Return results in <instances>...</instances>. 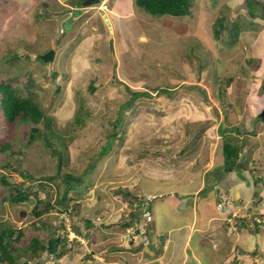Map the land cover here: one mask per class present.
Here are the masks:
<instances>
[{
	"label": "rangeland",
	"instance_id": "374dc122",
	"mask_svg": "<svg viewBox=\"0 0 264 264\" xmlns=\"http://www.w3.org/2000/svg\"><path fill=\"white\" fill-rule=\"evenodd\" d=\"M83 1L0 0V79L10 78L14 90L28 92L50 118L49 128L42 119L36 123L40 134L28 143L32 123L20 121L9 127L0 119V141L8 137L10 144L0 151V226L23 230L20 239L12 241L15 264H146L144 223L134 220L139 230L133 226L128 232L123 219L137 213L144 218L135 206L147 194L156 193L153 203L173 195L196 205L210 203L208 195L215 189L209 190L205 179L222 164L223 134L243 148L238 167L248 177L264 173V121L257 118L264 105V18L247 14V10L261 14L256 2L264 4V0H193L190 15L158 17L135 0H99L106 3L103 10L99 9L103 4L96 2L93 8L78 11ZM221 16L243 27L253 21L256 28L245 27L229 44L225 30L213 37ZM50 48L53 58L40 59ZM164 86L171 88L169 96L157 91ZM137 90L149 95H137L127 105L131 91ZM118 111L123 120L116 128ZM43 135L65 149L62 172L81 175L83 185L87 184L80 197L67 193L68 206L79 204L69 214L59 210L63 204L55 203L65 183L59 176L45 177L57 170V157ZM108 141L109 150L98 155ZM17 156L36 180L30 182L29 199L13 203L4 198L9 190L1 178L22 180L13 170ZM240 175L241 170L229 174L237 182L232 184L235 200L221 192L218 209L215 205L213 210V202L202 206L204 216L198 219L205 225V235L215 234L217 241L227 231L222 229L223 219L211 215L225 212L232 222L234 216L241 223L248 208L262 206L254 204L257 197L236 178ZM218 187L221 191L224 184ZM254 191L261 189L254 184ZM36 197L52 204L39 218L30 213ZM245 215L249 222L251 214ZM162 223L178 224L167 217ZM52 231L65 235L68 249L58 258L40 250L37 258L32 257L30 239L46 240ZM130 233L135 234L128 244ZM207 236H194L201 264H214L222 257L227 264L224 253L234 243L225 240L222 250L213 252L210 248L216 246ZM158 237L153 233L154 242L159 243ZM171 246L148 264H168ZM260 247L261 243L257 250L264 251ZM244 252L238 243L232 260H240L236 254ZM263 256L256 255L255 264L264 261Z\"/></svg>",
	"mask_w": 264,
	"mask_h": 264
},
{
	"label": "trees",
	"instance_id": "16d2710c",
	"mask_svg": "<svg viewBox=\"0 0 264 264\" xmlns=\"http://www.w3.org/2000/svg\"><path fill=\"white\" fill-rule=\"evenodd\" d=\"M192 1L193 0H135V3L137 6L143 8L149 14L156 15L158 17L159 15H172V16H182L188 14L190 15V6L192 5ZM256 3L259 5V2ZM81 4L83 6V2ZM247 14L249 15V17L256 16L252 14L250 10H247ZM225 21H227L226 16H221L216 19V22L214 24L213 37L214 38L219 37V34H221L223 30H225L228 39L227 43L229 44H233L235 39L238 37V33L241 30L246 29L245 27H252L251 29L256 28V24L253 21H250L252 25L246 24L244 27L240 25L239 21L236 20H232L231 22L230 20H228V23ZM53 75H55V73H53ZM28 79L29 78H27V82ZM90 86H91L90 89H92L93 88L92 85ZM157 91H159V93H162L165 96H169L171 92V88L166 86L159 87ZM28 94H29L28 92L23 91L20 93L14 90L10 78L0 79V109H1L0 119L3 122H5L6 125H8L9 127L12 126V124L18 123L20 121L23 123H32L33 126L30 128V133L28 134L27 143L34 141L36 137L39 136L40 130L37 127L36 123H38L41 119L43 120L47 128H49L50 126L49 116H47V114L42 112L39 105L36 102L32 101ZM137 95H149V93L147 91H138V90L131 91L130 98L127 101V105H129V103H131L130 101L133 100V98L137 97ZM77 116L78 115H76V117ZM122 120H123V114L121 111H118V116L116 117V121L114 122L113 125L116 128H118ZM112 134L115 135L116 131H113ZM223 136H224V143L222 145L223 162L222 164L217 166L214 171L218 179H220V177H222L227 172L241 169V167H238L240 165H238V161H237V159L241 157V152H242L241 145H237L234 142H232L227 135L223 134ZM43 137L45 138L46 143L51 147L50 151L57 157V170L55 171L53 176L47 175L45 177L52 179V177L59 176L65 183L64 192L62 195L60 194L61 196L56 197L55 203L63 204L64 207L59 208V210L61 209L69 214L71 213V211L73 212L76 211L79 204L73 203L71 207L68 206L67 193L69 191L76 192V196L80 197L82 194L81 190L84 187H86L87 184L83 185V180L81 175H74L67 171L62 172L61 166H63L67 160L64 156L65 149H59L55 145V142L53 141L52 138L50 137L47 138L44 135ZM109 147H110V142L108 141L107 143H105V146H103L100 149V151H98V155H102L106 153V151L109 150ZM8 148H10V144L8 137H6L0 141V151H5ZM13 154L14 152L12 153V155ZM14 162H15V167H13V170L20 175L22 180L18 181L17 183H13L8 181L5 177H2L1 183L4 185V187H8L9 190V195L4 198L8 199L10 202L16 203V202H23L29 199L31 192L33 191L32 190L33 183L30 182L36 180L35 179L36 176H33L31 173L27 171V169L21 167L23 158L17 156L14 158ZM243 178H245L247 182L249 181L248 177L243 176ZM252 178L254 179L253 184H259L264 182V178L257 175L256 173L252 176ZM205 182L207 187V179H205ZM45 183L46 182H38L37 185L44 186ZM117 191L119 193L123 192L121 189H118ZM253 194L255 196H258V202L262 201L261 200L262 195H257V193L255 192ZM71 198L72 197H70L69 200ZM256 203L257 202H254V204ZM51 205L52 204L50 203L49 200L47 199L43 200L41 198L36 197V200L30 210L31 211L30 213L33 214L36 218H39L42 216V213L48 211ZM135 208L137 212L138 210L139 211L141 210L140 199L139 201H137ZM148 209L151 210V212H153L152 205H148ZM140 214L137 213L132 215L131 218L123 219L122 224L125 227L134 226L136 231H138L139 227L136 226L135 222L138 221L140 223L141 222L144 223L143 235L147 240L146 245H148L149 248L154 249L155 246H154L153 233L155 232V222L153 219L148 221L144 220L143 218L140 217ZM257 214L258 215H256V217L261 218V222L256 221L255 215L251 218L252 219L251 223L254 226L253 232H258V230L261 229V224L263 223L262 218H264V212L258 210ZM239 220H241V222L244 224L248 223V219L246 217H241ZM87 221L88 223H90L89 219H87ZM72 228L76 232V234L80 233L79 229L76 226H73ZM22 235H23V230L19 227H14L9 224L0 226V263L15 264L16 259L15 256H13L12 251L16 249V246L12 244V241H18ZM85 236L88 237V235ZM162 237L163 236L161 235L159 236L161 240ZM66 240L67 238L65 237V235H60L52 231L49 232L46 240H41L38 236L32 237L28 243V247L31 250V256L34 258H37L39 256L38 254L39 250L45 252L47 256L58 258L68 249L66 246ZM87 256L90 257L91 255L88 254Z\"/></svg>",
	"mask_w": 264,
	"mask_h": 264
},
{
	"label": "crops",
	"instance_id": "0c3cea01",
	"mask_svg": "<svg viewBox=\"0 0 264 264\" xmlns=\"http://www.w3.org/2000/svg\"><path fill=\"white\" fill-rule=\"evenodd\" d=\"M64 1H68V0H64ZM230 173L231 172L227 173V175L224 174L222 177H220V179H218L216 177V175H215L214 180L213 179L212 180L207 179V184L212 185L211 186L212 188L209 186V190L214 191L213 189H215L213 195L212 194L208 195V198H210V203L208 201H207V203L205 201H203L204 203L196 205L193 203L194 200L191 201L188 198H187V200H184L185 198H178L177 199L174 195L173 196H164V197H162V199L157 200L153 203V213H152L153 216L152 217H154V222H155V232L154 233H156L159 236L161 235L163 237H162V240L158 237L159 243L154 242V246H155L154 249L149 248L148 245L145 246V244H147V243L142 244V249H143V251H142V258L143 259L142 260L146 259L145 260V261H147L146 264H148V262L151 261V258H154V257L157 258V256H159L161 253H164V251L167 247L170 248L171 244H172L171 250L167 252L168 261L165 263H168V264H201V260H202V257L200 254L201 250L199 249L200 246H198L197 244H194V242H193L194 236L199 237V234H203V236L206 237L207 235H205L206 234L205 225L203 223H201L198 218H199V216L200 217L204 216L203 213H201V210H202V206L205 203L210 205L213 202L212 207H213V210H215V205L217 203L219 204V202L223 201L222 195L220 194L221 192L223 194L227 193L228 197L231 198L232 200L236 199V198H234V194L236 193V189H235V187H233L232 184H235L237 182H235L234 178L233 179L229 178ZM257 175H259V174H257ZM259 176L264 178V173L260 174ZM236 178L242 179L244 181V185L250 186L252 188V190L250 188L251 196H255L253 194L255 192L254 191V184H253L254 179L253 178H251V182H249V181L247 182V180L245 178H243V176H241V175L239 177H236ZM239 181H241V180H239ZM263 183L264 182L257 184V189H261V192H255V193H257V195H262V199H261L262 201L261 202H258V196H255V197H257L256 198V202H257L256 204L262 203V206L259 208H256V209H253V208L247 209L246 208L247 210H246V212H244L245 214L250 213V212L252 213L253 211L256 212L257 210H261L264 212V184ZM218 184H224V187L222 188L221 191L218 187ZM203 185H204V181L202 183V187H203ZM205 189H206V187H205ZM231 191L233 192L232 195H231ZM236 195H237V193H236ZM244 195L245 194L242 193V196H244ZM205 198H206V196H205ZM233 202H237V201H233ZM216 209H218L217 205H216ZM208 213H210V212H208ZM210 214H212V213H210ZM228 216L229 215H226L225 212L222 215L221 214H218V215L213 214V216L212 215L210 216V218L215 217L219 220L223 219V222H222L223 228L222 229L224 231H227V236H225V238L221 237V239L219 236L218 241L215 238V234L210 233L207 236V237H209L211 235V237H212L213 242H212L211 246L212 245L216 246L215 249H213L211 247L210 250H212L213 252H214V250L216 251L217 249L222 250V246H223L225 240H229V242H233L234 244L231 248H228L227 252L224 253V254L227 253L228 254L227 258L231 259V260L227 259V258L224 259L225 262H228L227 264H255L256 262L258 263V260L256 259V255H259V254L264 255V251H258L260 243H261V247L262 248L264 247V244H263L264 243V218H262L263 223H262L261 229H259V231L256 232L253 236L252 235L253 228H254L253 224H251L249 226V225L244 224L242 222L241 223L236 222L234 216H232L233 217L232 219H234V222H232L228 218ZM166 217L168 220L171 219V221L173 220V222H177L178 224L172 226L171 225L172 222H171L169 224V225H171V227H169V225H164L162 222L164 221V219ZM131 237H134V236H131ZM154 240H155V238H154ZM208 240H209V238H208ZM238 243L242 244L243 248L245 249V252L243 254H236V257H239L240 260L235 261V260H232L231 255H233V256L235 255L234 252H235V248L237 247ZM158 244H160V245H158ZM199 244H200V242H199ZM254 248H255V252L254 253L250 252ZM235 259H238V258H235ZM223 262L224 261H223V257H222L219 262L216 261V262H214V264H223ZM160 264H163V263L160 262ZM206 264H213V263H211L209 261ZM260 264H264V261H262Z\"/></svg>",
	"mask_w": 264,
	"mask_h": 264
},
{
	"label": "clouds",
	"instance_id": "9594fccd",
	"mask_svg": "<svg viewBox=\"0 0 264 264\" xmlns=\"http://www.w3.org/2000/svg\"><path fill=\"white\" fill-rule=\"evenodd\" d=\"M97 2H99V0L97 1ZM102 2V1H101ZM101 2H99V4L98 5H100V3ZM96 3V2H95ZM101 4H103V7L102 8H99V9H101V10H103L104 8H106V3H105V1H103V3H101ZM83 5H87V6H80L79 8H78V11L79 10H81V9H87V8H93V5H94V3H92V5L91 4H85L84 3V1H83ZM97 5V6H98ZM259 5H260V7L263 9L262 11H261V14L259 15L258 13H257V15L256 16H254V17H252V18H258V17H262V18H264V4H261V2H259ZM262 12H263V15H262ZM105 19H108L107 17H105ZM68 21H70V20H68ZM50 49H52V48H50ZM49 50V49H48ZM48 50H46V51H48ZM45 51V52H46ZM43 54V53H42ZM41 55V54H40ZM39 55V56H40ZM41 58V57H40ZM261 120V119H260ZM262 121V120H261ZM238 145V144H237ZM242 150H243V148H242ZM243 156V152H241V157ZM223 162V161H222ZM219 166V165H218ZM215 168L216 167H214L211 171L213 172L212 173V175H211V177L209 178L208 177V179L209 180H212V179H214L215 178ZM241 170V173H242V175L241 176H246V177H248L245 173H244V169L243 168H241L240 169ZM255 170H257V169H255ZM234 171H236V170H233V171H231V172H234ZM227 173H229V172H227ZM226 173V174H227ZM207 177V176H206ZM207 179V178H206ZM248 179H249V182H251V177H248ZM255 185H257V184H255ZM263 190V189H262ZM156 194V193H155ZM155 194H147V195H145V196H143V197H141V199H140V204H141V210H142V212H143V216H144V220H146V221H148V220H152L153 219V215H152V213L153 212H151V210H149L148 209V205H152V209H153V201H154V198L156 197V195ZM158 195H161V196H163V194H161V193H159ZM139 201V200H138ZM257 212H258V210L255 212V211H253V213H248V215H250L251 214V218L255 215V217H256V215H258L257 214ZM146 213H147V215H146ZM147 216H149V218H147ZM242 217H246V218H248L249 216H246V215H244V216H242ZM257 219H259V220H257ZM256 221H259V222H261V218H259V217H256ZM252 222V219L251 220H249V222L247 223V225H249V224H252L251 223ZM261 226H262V224H261ZM128 228V232L130 231L129 230V228H132V226H130V227H126L125 229H127ZM259 231V230H258ZM131 232V231H130ZM254 234L256 233V232H253ZM134 234L135 233H130L129 234V236L131 237V236H134ZM141 234H143V233H141ZM144 238V237H143ZM142 238V241H143V243H147V240H145V239H143ZM129 242H128V244H130L131 242L133 243V237H131V238H129V240H128ZM250 252H252V253H254L255 252V248L253 249V250H251Z\"/></svg>",
	"mask_w": 264,
	"mask_h": 264
},
{
	"label": "water",
	"instance_id": "95a60500",
	"mask_svg": "<svg viewBox=\"0 0 264 264\" xmlns=\"http://www.w3.org/2000/svg\"><path fill=\"white\" fill-rule=\"evenodd\" d=\"M97 1L98 0H85L84 3L85 4H92V3H95ZM67 22H69V21H67ZM53 56H54V50L53 49H49L48 51H46L40 55L41 59L44 61H47L48 59H52ZM263 89H264V84H263ZM258 118H260L262 121H264V105L258 113Z\"/></svg>",
	"mask_w": 264,
	"mask_h": 264
},
{
	"label": "built area",
	"instance_id": "2783aa9c",
	"mask_svg": "<svg viewBox=\"0 0 264 264\" xmlns=\"http://www.w3.org/2000/svg\"><path fill=\"white\" fill-rule=\"evenodd\" d=\"M146 215H147V213H146ZM147 218H149V216H147ZM257 220H259V219H257Z\"/></svg>",
	"mask_w": 264,
	"mask_h": 264
},
{
	"label": "bare ground",
	"instance_id": "6f19581e",
	"mask_svg": "<svg viewBox=\"0 0 264 264\" xmlns=\"http://www.w3.org/2000/svg\"><path fill=\"white\" fill-rule=\"evenodd\" d=\"M196 37V36H195Z\"/></svg>",
	"mask_w": 264,
	"mask_h": 264
}]
</instances>
